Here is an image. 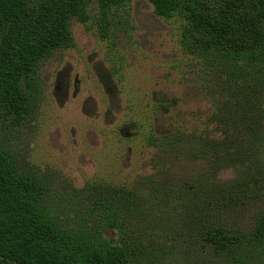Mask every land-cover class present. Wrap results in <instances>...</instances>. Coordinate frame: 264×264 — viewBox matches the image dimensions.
<instances>
[{
    "label": "trees",
    "instance_id": "obj_1",
    "mask_svg": "<svg viewBox=\"0 0 264 264\" xmlns=\"http://www.w3.org/2000/svg\"><path fill=\"white\" fill-rule=\"evenodd\" d=\"M130 1L0 0V119L17 129L34 113L43 63L75 46L73 19ZM147 1L185 21L208 119L149 135L153 171L130 185L62 192L0 138V264H264V0Z\"/></svg>",
    "mask_w": 264,
    "mask_h": 264
},
{
    "label": "rangeland",
    "instance_id": "obj_2",
    "mask_svg": "<svg viewBox=\"0 0 264 264\" xmlns=\"http://www.w3.org/2000/svg\"><path fill=\"white\" fill-rule=\"evenodd\" d=\"M89 11L87 22H71L75 46L43 63L27 122L12 129L0 119V138L22 166L61 192L67 184H132L153 171L158 148L149 135L203 127L213 106L201 89L206 65L182 45V18L156 15L147 0L107 15L96 3ZM233 176L232 169L221 173Z\"/></svg>",
    "mask_w": 264,
    "mask_h": 264
}]
</instances>
